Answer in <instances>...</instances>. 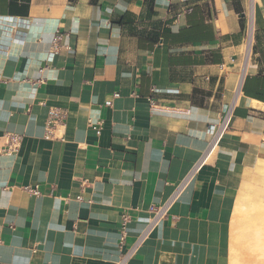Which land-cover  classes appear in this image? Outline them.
I'll use <instances>...</instances> for the list:
<instances>
[{
	"label": "crops",
	"instance_id": "obj_1",
	"mask_svg": "<svg viewBox=\"0 0 264 264\" xmlns=\"http://www.w3.org/2000/svg\"><path fill=\"white\" fill-rule=\"evenodd\" d=\"M52 107L66 116L48 138ZM10 134L0 264H227L233 210L264 162V0H0V144Z\"/></svg>",
	"mask_w": 264,
	"mask_h": 264
},
{
	"label": "built area",
	"instance_id": "obj_2",
	"mask_svg": "<svg viewBox=\"0 0 264 264\" xmlns=\"http://www.w3.org/2000/svg\"><path fill=\"white\" fill-rule=\"evenodd\" d=\"M12 23H13V26H11L12 28L9 27V30L11 31V33H13L15 31V25L22 23V22H17V20H15V22H12ZM62 34H63V32L61 30H57L55 32V35H54V38L52 41V47L50 50V57L51 58L53 56H55L56 54H58V52L62 48V44H61ZM44 69H45V67H41L40 71L42 72V71H44ZM119 95L120 94L118 92H116L114 94V97H118ZM105 103H106V105L112 106L113 105V99H109ZM232 111H233L232 106H229L225 110V117L220 122V124L217 126H211L210 127L212 130H214L213 139L211 140L207 151L205 152V154L203 155V157L199 161V163H198L199 167L198 168H200L202 166V164H204L207 157L212 153L214 148L219 143L221 137L223 136L225 130L228 128L231 117H232ZM65 116H66V111L64 109L54 108V107L49 109L48 119H47V137L48 138L53 137V130L59 124H61L64 121ZM90 123L92 124V120H90ZM100 128H101V123H100V126L98 127V132H100ZM21 144H22V137L21 136L15 135V134L7 135L5 143L0 144V154L15 153L20 149ZM198 164H197V166H198ZM196 167L187 176V178L178 186V188L175 190V192L168 198V200H166V202L164 204H162L158 207L151 206V209L153 210L152 219H151L150 223L148 224V226L146 227V229L144 230V232L139 236V238L133 244V246L129 250L128 254L124 257L123 262H126L128 256L132 255L133 252H135V250L138 248V246L150 235V233H152L154 231V229H155L156 225L159 223V221L168 214L169 209L171 208L173 202L176 200V198L178 197L180 192L183 190L185 185L188 183L190 177L192 176V173L196 170ZM25 189L28 192H30L34 195H37V196L41 194L39 187L37 185L36 186H25ZM77 198L83 199L82 196H77ZM127 220H128V215H125L123 218V228H125V224H126ZM121 238L122 239L125 238V231L124 230L122 231Z\"/></svg>",
	"mask_w": 264,
	"mask_h": 264
},
{
	"label": "rangeland",
	"instance_id": "obj_3",
	"mask_svg": "<svg viewBox=\"0 0 264 264\" xmlns=\"http://www.w3.org/2000/svg\"><path fill=\"white\" fill-rule=\"evenodd\" d=\"M246 31L248 33V26ZM245 222L247 224L252 222L256 226L259 224L262 226L264 225V162L259 163L255 168L254 176L250 183L246 184L242 189V194L238 197L233 210L229 226L227 264H243L240 256L242 255L241 253L245 252V249H242L240 236L241 226H243ZM250 259L255 261L253 257H250L249 260ZM258 262L259 260L254 263L248 261V264H259Z\"/></svg>",
	"mask_w": 264,
	"mask_h": 264
},
{
	"label": "bare ground",
	"instance_id": "obj_4",
	"mask_svg": "<svg viewBox=\"0 0 264 264\" xmlns=\"http://www.w3.org/2000/svg\"><path fill=\"white\" fill-rule=\"evenodd\" d=\"M240 240L242 249H245V252L241 253L242 255L240 254L242 258L241 262L243 264H248V261L254 263L259 260V264H264V225L262 226L259 224L256 226L252 222L248 224L245 222V224L241 226ZM250 257H253L255 261H253V259L249 260Z\"/></svg>",
	"mask_w": 264,
	"mask_h": 264
}]
</instances>
